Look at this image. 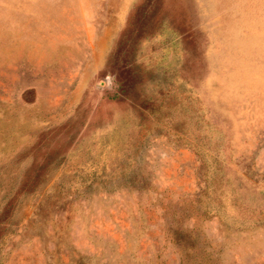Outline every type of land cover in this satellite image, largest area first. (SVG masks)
<instances>
[{
    "label": "rangeland",
    "instance_id": "rangeland-1",
    "mask_svg": "<svg viewBox=\"0 0 264 264\" xmlns=\"http://www.w3.org/2000/svg\"><path fill=\"white\" fill-rule=\"evenodd\" d=\"M101 2L0 0V264H180L169 226L224 223L221 264H264V0H188L168 70L151 44L73 112Z\"/></svg>",
    "mask_w": 264,
    "mask_h": 264
},
{
    "label": "crops",
    "instance_id": "crops-1",
    "mask_svg": "<svg viewBox=\"0 0 264 264\" xmlns=\"http://www.w3.org/2000/svg\"><path fill=\"white\" fill-rule=\"evenodd\" d=\"M187 1L102 0L98 19L102 24L93 30L89 28L88 58L81 64L72 61L66 75L67 83L71 87L66 100L71 102L73 112L82 109L80 106L83 104L88 109L90 102L97 98V91L99 96L111 94L113 91L120 92L117 88V76L111 71V67L116 65L136 71L143 69V64L151 62V44L157 47V54L165 62V70H168V64L173 58L171 54L168 56V52L177 46L184 47V27L181 29V26L189 13ZM93 20L96 21V18ZM152 21L157 23V27L150 30L146 27ZM54 65L58 67L59 63ZM55 70L57 76L60 70V81L64 85L63 68L60 65ZM46 73L43 67V79L46 78ZM57 98L64 101L63 97ZM103 100L109 102L110 98ZM99 101L100 98L96 100Z\"/></svg>",
    "mask_w": 264,
    "mask_h": 264
},
{
    "label": "trees",
    "instance_id": "trees-1",
    "mask_svg": "<svg viewBox=\"0 0 264 264\" xmlns=\"http://www.w3.org/2000/svg\"><path fill=\"white\" fill-rule=\"evenodd\" d=\"M205 190L201 188L199 192L195 194L194 199L191 200L188 205V209L184 213L188 215H195L194 217H206L210 212V209L215 208L211 206L212 201L218 200V204H221V200L218 199L219 195L214 196L210 200V204L202 206L199 194H202ZM215 193V190H213ZM218 205V206H219ZM185 207H183L184 209ZM169 226V225H168ZM169 231L172 232L174 242L181 253L180 264H221L224 248L228 246V233L229 229L224 223L225 236L221 243L212 244L208 242L203 235L199 227H188L183 224H175L172 227H168Z\"/></svg>",
    "mask_w": 264,
    "mask_h": 264
}]
</instances>
